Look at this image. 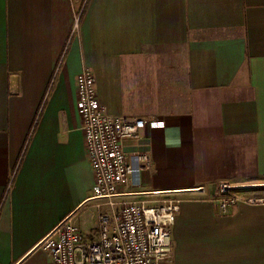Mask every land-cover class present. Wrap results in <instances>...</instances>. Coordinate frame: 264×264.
<instances>
[{"label":"crops","instance_id":"crops-1","mask_svg":"<svg viewBox=\"0 0 264 264\" xmlns=\"http://www.w3.org/2000/svg\"><path fill=\"white\" fill-rule=\"evenodd\" d=\"M83 2L72 34L70 0H0V264H52L38 244L66 216L96 232L83 68L108 114L164 123L130 198L181 200L170 264H264V204L216 201L264 181V0Z\"/></svg>","mask_w":264,"mask_h":264},{"label":"built area","instance_id":"built-area-1","mask_svg":"<svg viewBox=\"0 0 264 264\" xmlns=\"http://www.w3.org/2000/svg\"><path fill=\"white\" fill-rule=\"evenodd\" d=\"M73 11L72 34L79 28L84 2ZM76 109L85 152L93 177L92 199L97 200L95 234H85L66 216L39 242L52 264H170L171 230L181 200L165 197L132 199L145 192L141 173L151 168L147 151L139 150L146 125L162 127L159 120L127 119L107 113L97 97L93 73L83 68L76 76ZM132 143L134 150L126 148ZM251 185L219 184V209L237 204L263 205L264 197L237 195Z\"/></svg>","mask_w":264,"mask_h":264},{"label":"rangeland","instance_id":"rangeland-1","mask_svg":"<svg viewBox=\"0 0 264 264\" xmlns=\"http://www.w3.org/2000/svg\"><path fill=\"white\" fill-rule=\"evenodd\" d=\"M236 185H251L248 187H239L234 190L237 195L250 196V197H264V181L249 182L246 184ZM84 233V232H83Z\"/></svg>","mask_w":264,"mask_h":264}]
</instances>
